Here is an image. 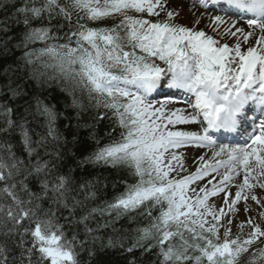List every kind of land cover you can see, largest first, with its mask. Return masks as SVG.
Wrapping results in <instances>:
<instances>
[{"label": "snow or ice", "instance_id": "6c2138e0", "mask_svg": "<svg viewBox=\"0 0 264 264\" xmlns=\"http://www.w3.org/2000/svg\"><path fill=\"white\" fill-rule=\"evenodd\" d=\"M194 2L246 19L245 26L211 18L213 31L224 26L234 44L176 22L161 0H0V32L7 34L9 23L24 26L15 45L22 63L5 74L27 73L0 83V264H84L82 254L95 256L97 242L112 248L122 239L109 236L105 245L97 232L112 221L92 228L96 214L119 218L141 209L150 223L136 230L134 247L153 241L144 251L156 249L158 264H264V210L259 220L246 215L232 232L241 201L246 214L249 200L264 209V195L256 193L264 190V0ZM144 13L157 19L137 15ZM31 80L58 83L77 119L103 109L94 119L113 120L119 138L103 147L97 141L77 160L81 148L75 135L68 141L60 133L55 106L39 96L13 106L28 95ZM162 89L180 93L186 107H170L174 98L153 103ZM197 123L199 131L178 127ZM237 137L243 143H233ZM189 146L211 151L194 157V172L180 175L179 150ZM73 163L122 169L135 182L122 180L123 192L89 208L107 178L77 179ZM218 196L219 205L209 202Z\"/></svg>", "mask_w": 264, "mask_h": 264}, {"label": "trees", "instance_id": "16d2710c", "mask_svg": "<svg viewBox=\"0 0 264 264\" xmlns=\"http://www.w3.org/2000/svg\"><path fill=\"white\" fill-rule=\"evenodd\" d=\"M0 21H5L3 10H0ZM112 22L111 19H106L102 23L110 25ZM3 26V24H0V27ZM8 26L9 31L7 34L0 32V83H6L8 75H13L14 79L19 75L27 76L26 72L22 73L20 71H17L15 74L11 72L5 74V69L19 68V65L22 63L21 57L23 55V49L15 47L20 35L24 31L23 24L9 23ZM92 26L101 25L99 23H93ZM8 37H13V39L9 41L5 49L2 45ZM40 46L42 45L36 44L31 47ZM33 96H39L45 103L50 106H55V110L59 113L56 126L63 137H66L68 141H72L73 136H76V147L81 148L83 153L82 155L77 153V160H83L90 152L95 151L97 141H99V146L103 147L104 144L110 142V139L119 138L121 129L113 120L109 118L94 119L99 113L104 112L103 109H89L82 112L79 119H77V110L72 107L71 97L66 92L61 91L60 85L54 81L41 83L36 80H31L28 83V95L24 99L17 98L13 106H22L25 99L31 101ZM108 115L110 116V113ZM78 123L80 125H92V127L85 128L81 126L77 128ZM113 128H115V132H113ZM93 133L95 134L94 139ZM108 134H111V136ZM69 146L71 147V145ZM73 151H75V148H73ZM72 167L74 169L73 175L80 180L85 178L92 179L96 176L107 178L97 186L98 198L89 203V208L102 206L105 201H111L117 194L123 192L124 184L121 183L122 180H127L128 183L135 182L134 178L126 171L122 169H113L103 164L96 165L85 163L81 165L80 168H76L75 163H73ZM89 173H91V176H89ZM105 184L107 185L106 187ZM143 211L144 210L141 209L139 211L130 212L119 218L116 217L115 213H113L111 217L105 215L103 218H101L99 214H96L95 220L89 224L92 228H96V221L100 224H104L105 221L109 219L112 221L108 227L102 228L97 232L98 236L104 238L103 243L105 245H107L109 236L122 239L112 248L105 247L101 249L99 247V242H97L96 249H94V251H96L95 256L90 258L87 253L82 254L84 264H158L156 249H153L151 252L144 251V247L147 246V243L153 241L145 242L144 247H134L137 236L136 230L150 223L149 217L142 214ZM83 214V212H80V215ZM63 215H67V212L63 213ZM153 215H158V211L154 209ZM61 222L63 223V221ZM129 248L132 249L131 252L128 251Z\"/></svg>", "mask_w": 264, "mask_h": 264}, {"label": "rangeland", "instance_id": "374dc122", "mask_svg": "<svg viewBox=\"0 0 264 264\" xmlns=\"http://www.w3.org/2000/svg\"><path fill=\"white\" fill-rule=\"evenodd\" d=\"M161 2L167 4L166 0L165 1L161 0ZM169 10L174 12L176 22L181 23L187 27H195L196 30L203 29L206 33H211L213 31V28L215 27L212 25L208 26L206 24H203V22L198 24L199 21L197 20L196 16L193 13H190L187 10H180L178 5H176L175 9L169 7L165 12H167ZM165 12H161V18H163L165 16ZM155 19H157V17H153V20H155ZM216 37L219 38L220 44L226 43V39L228 38V36L223 35V32L217 33ZM196 167H197L196 165L187 166V168H185V171L181 172L180 175H187V174H189V172H194ZM260 193H261V195H264V190L261 191ZM257 195L261 196V195H259V193ZM218 198H220V199H218ZM209 202L219 205L222 202V196L210 197ZM244 203L245 202H242L241 206H239V204L237 205V207H239L241 209V211H240L239 215L234 217V226L232 228L233 234H235L238 230L235 225H238L241 221L245 220L246 215H250L251 217H256L259 220L258 212L260 210H264V209H260L259 205H257L255 202H252L249 200L248 204L251 205L252 211L249 214H246L243 211ZM244 231L247 232L248 228L245 227Z\"/></svg>", "mask_w": 264, "mask_h": 264}, {"label": "bare ground", "instance_id": "6f19581e", "mask_svg": "<svg viewBox=\"0 0 264 264\" xmlns=\"http://www.w3.org/2000/svg\"><path fill=\"white\" fill-rule=\"evenodd\" d=\"M174 1H176V2H174ZM170 2H168L167 3V8L165 9V11L169 8V7H171V8H173V9H175L176 8V4L177 5H179L178 3V0H171V3L169 4ZM187 9L188 10H190V11H194V13L195 14H197V13H201V11H198V10H194L193 8H190V7H188L187 6ZM212 17H214L213 15H211V16H209V18L208 19H206L207 21L210 19V18H212ZM243 25H247V23H244ZM248 31H251L252 29H251V27H248V29H247ZM260 35V33L258 32V29L256 30V36L258 37ZM250 42L253 44V45H255V38H250ZM170 107H176V108H184L182 105H179V104H177V105H175V106H170ZM190 111V110H189ZM178 127H180V128H182V129H184V130H189V131H195V130H199L198 129V126L196 125V124H192V125H179ZM211 150L210 149H203V150H201V149H199V148H197V149H189V150H187V152L186 151H183V154H185V162H186V164L187 165H193L196 161H194V157H198L199 155H202V154H204V153H209ZM252 159V158H251ZM255 162H252L251 164H254ZM224 171V169H221V172H223ZM242 174H243V170H241V177H237L236 179H241L242 178ZM233 183H235V181H233ZM261 191H263V190H261V189H259L258 187H257V189H256V193L258 194L259 193V195H261ZM242 202H244V201H241L240 203H239V206H241L242 205Z\"/></svg>", "mask_w": 264, "mask_h": 264}]
</instances>
